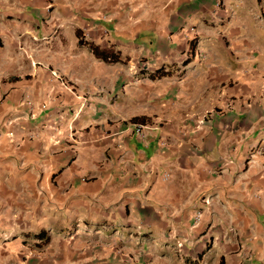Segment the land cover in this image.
I'll use <instances>...</instances> for the list:
<instances>
[{"label": "crops", "instance_id": "crops-1", "mask_svg": "<svg viewBox=\"0 0 264 264\" xmlns=\"http://www.w3.org/2000/svg\"><path fill=\"white\" fill-rule=\"evenodd\" d=\"M0 264H264V0H0Z\"/></svg>", "mask_w": 264, "mask_h": 264}, {"label": "built area", "instance_id": "built-area-1", "mask_svg": "<svg viewBox=\"0 0 264 264\" xmlns=\"http://www.w3.org/2000/svg\"><path fill=\"white\" fill-rule=\"evenodd\" d=\"M33 63H34V62H33ZM52 74H53L54 76H57V73H56L55 71H52ZM62 82L65 83V81H62ZM65 84H66V83H65ZM137 132H138L140 135H143V132H142L141 127H137ZM209 202H210V199H209V198H203V203H204L205 205H208ZM201 215H202V209H198V210L196 211L195 216H194L193 226H195V225L198 223V221H199ZM176 247H177V251H178V253H182L183 241H177V243H176Z\"/></svg>", "mask_w": 264, "mask_h": 264}, {"label": "rangeland", "instance_id": "rangeland-1", "mask_svg": "<svg viewBox=\"0 0 264 264\" xmlns=\"http://www.w3.org/2000/svg\"><path fill=\"white\" fill-rule=\"evenodd\" d=\"M251 157H252V155H250ZM18 216V215H17ZM25 218V215H22L21 217H17V221H19V222H21L23 219ZM28 218V217H27ZM25 220V219H24ZM35 233H37V232H34V231H22L21 232V234H23V235H25L24 237L25 238H31V239H33V237H34V234ZM55 232H52V234H54ZM61 233V235H62V232H60ZM64 233H67V232H63V234ZM93 234V232L92 233H90L89 235H92ZM135 234H137L136 232H135ZM63 237H65L64 235H62ZM44 237H46L47 238V241H48V239L50 238V237H52V235H49V236H44Z\"/></svg>", "mask_w": 264, "mask_h": 264}, {"label": "trees", "instance_id": "trees-1", "mask_svg": "<svg viewBox=\"0 0 264 264\" xmlns=\"http://www.w3.org/2000/svg\"><path fill=\"white\" fill-rule=\"evenodd\" d=\"M41 233H42V232L35 233V234H34V237H35V236H36V237L39 236L40 239H42L43 241L46 242V241H47V238H46V237H43V236L41 235ZM41 236H42V237H41Z\"/></svg>", "mask_w": 264, "mask_h": 264}]
</instances>
